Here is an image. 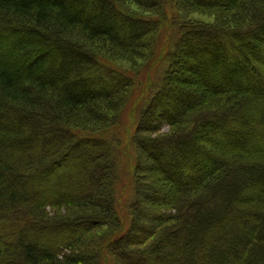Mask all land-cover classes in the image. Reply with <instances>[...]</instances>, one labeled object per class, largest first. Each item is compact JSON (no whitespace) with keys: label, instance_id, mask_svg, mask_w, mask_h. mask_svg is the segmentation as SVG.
<instances>
[{"label":"trees","instance_id":"obj_1","mask_svg":"<svg viewBox=\"0 0 264 264\" xmlns=\"http://www.w3.org/2000/svg\"><path fill=\"white\" fill-rule=\"evenodd\" d=\"M0 23L26 36L0 59V113L27 124L0 126V264H264V0H0ZM133 57L144 76L115 65ZM20 165L10 181L53 194L77 184L64 167L89 169V191L34 203L7 181ZM40 220L72 236L25 242Z\"/></svg>","mask_w":264,"mask_h":264},{"label":"rangeland","instance_id":"obj_2","mask_svg":"<svg viewBox=\"0 0 264 264\" xmlns=\"http://www.w3.org/2000/svg\"><path fill=\"white\" fill-rule=\"evenodd\" d=\"M126 6L130 12L137 13L139 16L151 18L149 16V12L145 13L144 11L140 10L138 7H136L132 3H128ZM189 19L191 20V22H197L199 24L213 26L214 24H216V21L218 20V16L216 13L211 14L210 12L198 13V14L195 13V14L190 15ZM1 24L2 23H0V59L2 57H4L11 64L12 56L16 53V49H17L19 42L21 40H26V36H24L25 34H23V33H19V35L17 37H15V38L10 37L9 38V37L5 36L6 33L2 32L3 27ZM140 59L143 60V58H140ZM140 59H138L137 57H133V59H128V61H124V62L120 61L119 63H115V65L116 66L119 65L118 67L123 68L125 70L137 68L138 70H141L143 72L142 76H144V74H146L144 72H146V69L148 66L146 65V63H144ZM156 77H157V75H156ZM157 79H158V77H157ZM137 89H138V91L135 95V99H133L131 101L129 106H127V108L123 112L122 121H121V123H122L121 128L124 129L126 131V133L128 130H131L134 127V123L136 120V116H135L136 115V109L138 108V102L140 100H142L143 97L145 98L148 94V92L146 91V87H144L143 89H140V88H137ZM142 91L145 92L146 95H144L143 93H140ZM263 99H264V97H263ZM253 105H254L253 108H255L254 112L256 115H258V112L263 109V105H259V104H257V105L253 104ZM243 111L246 112L245 109ZM7 121H13L12 123L16 124V125L11 126L10 123H7V124H9V126H11L10 127L11 130H13V128H20V127H24L25 125H27V124H25L24 120L19 119V117H16L14 115H12V116L9 115L6 117L0 113V126L3 127L4 122H7ZM15 126H17V127H15ZM168 131H169L168 128H165L164 133H167ZM127 154H129L128 150H127ZM71 162H69L68 164H71ZM11 164L15 165V162H13ZM12 168L14 169V174H13V176L9 175L7 178V181L10 182L9 185L17 186V188H18L17 190H19L21 192L23 190H25V187L27 188V186L30 185L29 193H30L31 197L34 199V203H35V200L39 199L42 195H44L48 200L57 199V198L69 200V198H72L73 193H71V191H68V190H73V191L78 190L79 193H84L85 191L86 192L89 191V188L87 185L88 184V182H87L88 173L87 172L89 171V169L82 170V172H79V171L77 172V167L73 170L68 169L67 167H64L61 171H64V173H67L65 176L75 177V179H76L75 181L77 184L71 185V183H70V185H69L68 184L69 180H67L66 178L59 179V180L57 179L55 182L56 183L55 185H57V186H56V189H54L55 193L53 194L52 192H49V191L48 192L44 191V193H42L43 191L41 189L43 188L42 185H44V183L42 185L40 184V187H38L39 189L36 191L34 188L35 184L32 182H31V184H29L25 180H23V181L20 180L18 182H16L17 180H15L14 182L10 181V180H13L12 178H15V179L18 178L19 179L20 177H22L21 175H22V171H23V169H22L23 167H21V165L17 166V167L14 166ZM65 168H66V170H65ZM129 170H130L129 163H125V161H124V166L121 170V176H120L121 181H120V184H119L118 190H117L118 194L121 193V191H122V193H126V190L124 187L128 184L127 181H128V176H129V172H130ZM61 175H63V173H60V177H61ZM61 178H63V177H61ZM15 183H18V184L13 185ZM57 183H59V184H57ZM78 185L82 186V188H79ZM127 192H128V190H127ZM122 200H123V198H121V196H120L119 202H121V204H122ZM119 208H120L121 214L123 215L122 208L121 207H119ZM34 213L35 212H32V210H28V212L25 213L24 216L27 215V217H31L32 219L36 220L37 218L34 217L35 216ZM47 214L50 217V219H52L53 221H56L57 218L60 219L61 217L66 216L68 213L65 212L63 209L53 210L51 208L50 209L48 208ZM31 218L28 219L29 223L32 221ZM39 223L40 224L35 223L33 228L31 227L28 231H27V229L23 228V232H25V234H24L25 242L29 241V242L33 243L34 245L39 246L41 248L50 249L51 247L55 248L57 246L58 240L60 241V240H64V239H69L72 236L71 232H72L73 228H66V227L56 228V226H52V225H51V227L49 225L46 227V225H44V224L41 225V220ZM19 224L20 223H18V222L13 223V226L10 227L11 229L9 231L11 233L15 232V230L19 227ZM38 226H42V227L40 229H38L37 228ZM14 235L15 236H13V235L9 236L10 241H14L17 238L16 234H14ZM2 241L5 243L4 240H2ZM2 244L3 243L1 242L0 246ZM9 249H11V248H9ZM244 264H247V262H245Z\"/></svg>","mask_w":264,"mask_h":264}]
</instances>
